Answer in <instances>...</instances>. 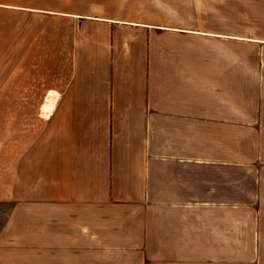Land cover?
Wrapping results in <instances>:
<instances>
[{
  "label": "crops",
  "instance_id": "1",
  "mask_svg": "<svg viewBox=\"0 0 264 264\" xmlns=\"http://www.w3.org/2000/svg\"><path fill=\"white\" fill-rule=\"evenodd\" d=\"M234 2L0 0V99L37 97L38 91L46 100L51 92L56 95L49 116L42 107L37 110L41 129L34 139L28 129L21 132L20 155L9 158V165L5 157L0 167V201H15L0 235V264H28L29 253L39 260L49 252L59 258L61 251L70 263L76 243L99 264L107 259L125 264V258L132 259L129 264L141 258L146 264H264L263 152L257 203H236L230 192L221 197L219 186H212L211 200L198 189L183 202L152 197L155 157L166 161L172 155L171 140L167 151L158 149L156 132L170 133L173 123L181 131L202 130L205 121L212 128L223 123L224 130L235 129L234 75L228 70L212 80L220 92L205 102L203 73L196 70L193 79L188 70L203 67V59L169 57L205 36L227 40L234 50L235 29L221 20ZM61 35L69 40L63 49L73 53L67 70L55 71L45 82L43 51L60 50ZM173 67L184 69L178 74ZM217 82H227V88ZM261 104L257 117L264 121ZM25 109L14 107L9 114L23 115ZM113 205L146 207L147 217L138 219L143 227L119 219L108 230L111 221L103 216ZM44 209L51 218L33 213ZM92 210L99 217L93 219ZM174 210L190 211L192 217L166 213ZM237 210L251 215L239 223ZM205 211H211L210 219ZM33 224L41 227L36 234L29 230ZM49 225L53 234L47 238L43 229ZM141 242L146 250H140ZM49 243L51 251L45 249Z\"/></svg>",
  "mask_w": 264,
  "mask_h": 264
},
{
  "label": "rangeland",
  "instance_id": "2",
  "mask_svg": "<svg viewBox=\"0 0 264 264\" xmlns=\"http://www.w3.org/2000/svg\"><path fill=\"white\" fill-rule=\"evenodd\" d=\"M229 10L224 13V18L221 20L225 24L228 23L230 28L235 29L236 46L234 50L231 49V46L229 47L227 40L205 36L203 39L197 37L198 39L189 40L188 46H184L187 47V50L183 49V45L181 50L179 47L175 48L169 57H182L187 58L188 61L200 60V62L203 59V67H188V70L193 72V79L196 78V70L203 73L202 84L204 86L205 102L210 103L211 93L219 91V88L213 86V82L218 80V77H224L223 74L227 75L228 70L230 75H234L235 129L231 130L233 127L231 125L230 131L227 127L224 130L222 128L223 123H220V125L215 123L214 126L218 128H212L213 123L205 121L202 130L194 128V130L181 131L179 126L173 123L170 133L167 129L165 132H156L157 140L160 143L158 149L161 152L164 149L165 151L168 150L167 144L170 140L172 143L171 158L163 161L161 155L155 157L156 176L153 186L157 188V194L152 197L155 198L156 202L162 203L165 198L172 201L178 199L182 202L185 199L192 200L191 197L194 196L190 197L188 192L195 193L197 189L204 192L205 200H211L215 196L210 191L212 186H219L220 193L224 194L221 197L226 198L229 192L234 193L236 203L258 202L259 156L262 152L264 153V121H261L257 116L261 112V103L264 102V43L256 39L264 38V0H235ZM209 21L213 22V20ZM63 31L66 32L67 30H61V33ZM68 41L66 35H61L60 50L45 49L43 51L45 82L52 77L55 71L64 72L67 70L64 67L68 66L70 54L73 53L63 49L64 44ZM180 69L184 68L173 67L172 72L179 74ZM212 80L214 81L212 82ZM219 83L227 88V82H217V84ZM36 93L37 97L27 99H0V167L4 166L5 157H8L7 163L9 165L11 160L13 161L20 155L19 137L21 132L24 131V134H26L25 130L28 129L29 138L34 139L36 128L41 129V126H37L36 118L39 115L36 112L45 103L46 98L39 91L33 92V94ZM44 93L46 94L45 91ZM14 107L26 108L25 114H9V110ZM21 119H26L28 125L24 123L21 126ZM225 121L227 124L228 121ZM164 142H166V148L163 146ZM185 153L190 156H185ZM196 154L198 158H196ZM216 155L220 157L217 158ZM141 204H146V202ZM14 207L15 201H0V235L11 217ZM159 211L161 210H157V212ZM162 212L165 213L161 211V214H163ZM170 212L173 214V218L180 215L187 216V218L192 217L190 211H166V213ZM33 213H39L40 215L43 213L50 215V218L52 217L51 211L47 209ZM99 213V211L92 210L93 219L99 217ZM204 213L205 219L211 218V211H205ZM146 214H148L146 207L141 205L123 208L113 205L110 206L103 217L111 221L108 230H112L116 224L115 220L119 219L125 220V226H127V222H132L133 219L134 222L131 223V226L133 224L135 228H138V226L143 227L138 219H145ZM245 215L251 214L237 210V222L240 223L248 218ZM35 218V214L29 217L32 220ZM29 230L31 233L36 234L37 231L41 230V227H36L33 224L29 227ZM43 230L47 238L52 236V226H46ZM82 245L76 243L77 256L70 260V263L67 262V259H64L66 253L61 251L59 258L53 257L49 252L46 258L40 260L29 253L28 264H33L35 260L38 264L41 263V260L43 264H99L98 259L92 258L87 251L84 252ZM49 246L45 249L51 251V246ZM146 248L147 243L141 242L140 250H146ZM131 261L132 259L129 258L124 259L125 264H129ZM106 262L111 264L112 260L107 259ZM146 263V258L135 260V264Z\"/></svg>",
  "mask_w": 264,
  "mask_h": 264
},
{
  "label": "bare ground",
  "instance_id": "3",
  "mask_svg": "<svg viewBox=\"0 0 264 264\" xmlns=\"http://www.w3.org/2000/svg\"><path fill=\"white\" fill-rule=\"evenodd\" d=\"M56 101V95L54 92H51L46 102L43 104L42 109L46 116H49L52 111V107L54 106Z\"/></svg>",
  "mask_w": 264,
  "mask_h": 264
}]
</instances>
